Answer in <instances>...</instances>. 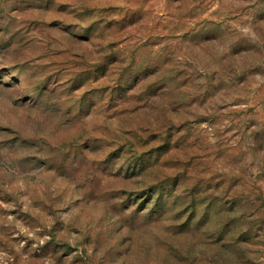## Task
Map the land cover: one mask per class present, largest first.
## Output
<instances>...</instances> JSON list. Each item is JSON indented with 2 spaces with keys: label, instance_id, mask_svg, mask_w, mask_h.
<instances>
[{
  "label": "rangeland",
  "instance_id": "1",
  "mask_svg": "<svg viewBox=\"0 0 264 264\" xmlns=\"http://www.w3.org/2000/svg\"><path fill=\"white\" fill-rule=\"evenodd\" d=\"M0 264H264V0H0Z\"/></svg>",
  "mask_w": 264,
  "mask_h": 264
}]
</instances>
